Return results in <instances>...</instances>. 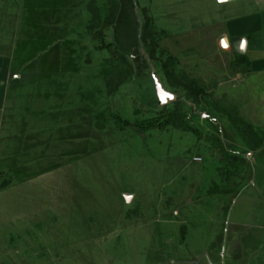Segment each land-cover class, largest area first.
<instances>
[{"label": "rangeland", "instance_id": "1", "mask_svg": "<svg viewBox=\"0 0 264 264\" xmlns=\"http://www.w3.org/2000/svg\"><path fill=\"white\" fill-rule=\"evenodd\" d=\"M20 1L11 103H52L0 141V264H264V77L244 54L175 61L139 0Z\"/></svg>", "mask_w": 264, "mask_h": 264}, {"label": "crops", "instance_id": "2", "mask_svg": "<svg viewBox=\"0 0 264 264\" xmlns=\"http://www.w3.org/2000/svg\"><path fill=\"white\" fill-rule=\"evenodd\" d=\"M139 3L162 36L161 46L178 62H207V48L221 51L226 40L231 51L244 54L257 77H264V0H139ZM24 12L20 0H0V141L5 145L16 143L22 136L18 129L28 123L33 125L38 110L46 116L48 104L52 103V98L46 103L36 101L26 106L18 105L17 101L11 103L10 98L18 94L17 79L21 78L15 75L14 64ZM40 135L44 136L41 132Z\"/></svg>", "mask_w": 264, "mask_h": 264}, {"label": "trees", "instance_id": "3", "mask_svg": "<svg viewBox=\"0 0 264 264\" xmlns=\"http://www.w3.org/2000/svg\"><path fill=\"white\" fill-rule=\"evenodd\" d=\"M152 21V20H151ZM126 53L129 55L130 54V52H128V51H126ZM171 58L173 57V56H170ZM173 59L175 60V61H177V59L176 58H174L173 57ZM149 69H151L150 67H149ZM147 74H144V73H141L140 71H139V73H138V76H137V82H136V85H137V90H138V98H139V100H141L142 102H144L145 100H144V97H143V95L140 93V86H142V85H145V87L147 86L146 84H147V82L149 83V80L148 79H145V76H146ZM147 80V81H146ZM139 88V89H138ZM151 88V87H150ZM151 93H152V91H151ZM151 106V105H150Z\"/></svg>", "mask_w": 264, "mask_h": 264}, {"label": "built area", "instance_id": "4", "mask_svg": "<svg viewBox=\"0 0 264 264\" xmlns=\"http://www.w3.org/2000/svg\"><path fill=\"white\" fill-rule=\"evenodd\" d=\"M194 162H196V163H201V162H202V158H200V157H195V158H194Z\"/></svg>", "mask_w": 264, "mask_h": 264}, {"label": "water", "instance_id": "5", "mask_svg": "<svg viewBox=\"0 0 264 264\" xmlns=\"http://www.w3.org/2000/svg\"><path fill=\"white\" fill-rule=\"evenodd\" d=\"M223 47H227V46H225V45H227V41L226 40H223Z\"/></svg>", "mask_w": 264, "mask_h": 264}, {"label": "snow or ice", "instance_id": "6", "mask_svg": "<svg viewBox=\"0 0 264 264\" xmlns=\"http://www.w3.org/2000/svg\"><path fill=\"white\" fill-rule=\"evenodd\" d=\"M225 46H227V45H225Z\"/></svg>", "mask_w": 264, "mask_h": 264}, {"label": "bare ground", "instance_id": "7", "mask_svg": "<svg viewBox=\"0 0 264 264\" xmlns=\"http://www.w3.org/2000/svg\"><path fill=\"white\" fill-rule=\"evenodd\" d=\"M228 44V43H227Z\"/></svg>", "mask_w": 264, "mask_h": 264}]
</instances>
